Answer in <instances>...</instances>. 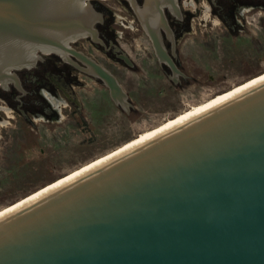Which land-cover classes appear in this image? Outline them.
<instances>
[{"label":"water","instance_id":"1","mask_svg":"<svg viewBox=\"0 0 264 264\" xmlns=\"http://www.w3.org/2000/svg\"><path fill=\"white\" fill-rule=\"evenodd\" d=\"M92 1L0 0V88L56 55L128 114L117 78L72 47L104 46ZM121 1L177 83L164 36L174 56L178 0ZM0 264H264V81L0 218Z\"/></svg>","mask_w":264,"mask_h":264},{"label":"rangeland","instance_id":"2","mask_svg":"<svg viewBox=\"0 0 264 264\" xmlns=\"http://www.w3.org/2000/svg\"><path fill=\"white\" fill-rule=\"evenodd\" d=\"M199 2L192 5L180 0L192 28L179 39V65L188 78L178 85L160 74L150 43L127 5L117 1L97 4L104 13L100 33L106 39L116 40L134 68L115 61L87 40L78 41L74 47L92 55L115 74L133 109L124 113L112 103L105 87L79 74L76 77L83 85L75 86L74 92L83 107L78 111L66 106L65 101L57 108L53 106L57 117L52 113L41 114L40 107H32V111L24 108L33 120L29 123L18 113L3 109L0 210L114 151L165 120L264 73V18L260 19V27L259 14L248 16L252 25L243 24L241 30L234 29L228 34L216 15L209 16V5L204 0ZM38 99L47 107L42 98ZM0 107L5 108L1 98Z\"/></svg>","mask_w":264,"mask_h":264},{"label":"flooded vegetation","instance_id":"3","mask_svg":"<svg viewBox=\"0 0 264 264\" xmlns=\"http://www.w3.org/2000/svg\"><path fill=\"white\" fill-rule=\"evenodd\" d=\"M106 1H117V2H122V3L124 2L129 8V5L127 4V2L121 1V0H93L92 1V5L94 9L97 12L102 14V21L96 24V29L98 30L99 37L103 41L104 46H101L99 44L95 45L90 41L89 38H84V39H79L75 41L72 44V47L77 52H82L86 56H89L92 59H94L98 64L102 65L92 55H89L85 53L83 50H78L74 47V44L77 43L78 41L87 40L91 45L100 49L102 53L108 54L109 56H111L115 61L120 62L129 68H134V64L126 52L125 53L130 59L131 67L128 66L124 60L117 57V55H120V52L116 53L113 51L115 46L120 48L116 40L106 39L99 31V26L104 24V13L100 11L101 6H98L97 4L100 2H106ZM204 1L209 5L208 6V9L210 10L209 16L216 15L217 16L216 18L220 19L219 22L224 26L227 32L229 31L228 34H232L234 29L241 30L240 28L244 27L243 24L252 25V23L248 21L247 18L248 16H251L253 14L255 15L259 14L257 23L261 27L260 19L264 18V0H204ZM198 2L199 0H185L186 4H192V5H195V4L197 5ZM178 5L180 8V13H181L180 18H177L173 16L169 11H166V17L170 25V28L172 30V33L174 35V54H175L174 56L172 55V43L169 39H167L164 36V45H165L166 51L168 55L171 57L172 61L174 62L176 68L183 74V76H178L177 83L174 84L172 81H170L167 78V75H172L171 69L167 64L159 63L157 61L154 55L151 43L148 40L150 43L154 58L157 62L156 66L159 69L160 74L164 75L167 78V80L174 85L180 84L181 80L186 79L187 77L182 72L181 66L179 65V60H178L179 59L178 58L179 57V39H181L183 35L189 34L192 28L191 20L187 18L186 16L187 11L184 10L183 6L180 3V0H178ZM129 10L131 11L130 8ZM131 13L133 14L132 11ZM134 18L136 19L135 16ZM215 23L218 24V21H215ZM246 29H247V25H246ZM204 48L206 47L204 46ZM263 56H264V53H263ZM71 59L74 62H76L78 65L83 66L81 63L76 61L74 57H71ZM162 64H165L168 67L162 66ZM106 69L109 70L115 76V74L110 69L108 68ZM20 73L22 74L20 75ZM77 74L86 76L82 74L79 70H77L74 66L65 62L59 56L43 55L42 60L38 61L33 68L23 69L17 72V75L20 80L21 91L18 90L16 87H14V85L12 84L9 85L7 90L0 88V98L3 100L5 104V108L0 107V120L2 118L1 115L2 114L5 115V111L3 109H7V110L9 109L11 110L12 113H15V114L18 113L22 117V120L24 122L33 123V120L28 116L27 112L24 110V108L31 110L32 107L42 108L43 113L41 114L45 116H49L52 113L55 115V117H57L58 113L56 109L53 108V106L57 108L59 105L63 104L62 103L63 101L66 102V106H70L74 110L78 111L82 106V102L80 101L78 96H76L74 92L75 91L74 88L75 86L80 87L83 84H82V80L76 77ZM51 89L53 90V93L50 92ZM38 97L40 99L42 98L46 102L47 107L46 106L43 107L42 102L39 101ZM52 118L53 117H51V119Z\"/></svg>","mask_w":264,"mask_h":264},{"label":"bare ground","instance_id":"4","mask_svg":"<svg viewBox=\"0 0 264 264\" xmlns=\"http://www.w3.org/2000/svg\"><path fill=\"white\" fill-rule=\"evenodd\" d=\"M142 29V28H141ZM143 31V30H142ZM145 34V33H144ZM264 81V73L261 75H258L257 77L246 81L245 83H242L240 85L235 86L234 88H232L231 90H228L224 93L218 94L216 96H214L213 98L209 99L208 101H206L205 103H202L200 105L191 107L189 110L176 115L175 117L169 118L167 120H165L162 124H160L159 126H157L156 128L150 129L148 131H145L141 134H139L136 138L132 139L131 141L125 143L124 145H122L121 147L115 149L114 151L90 162L89 164L82 166L81 168L73 171L72 173L65 175L62 178H59L58 180L50 183L49 185L35 191L34 193L28 195L27 197H25L24 199L0 210V218L6 216L7 214H9L10 212L16 210L17 208L39 198L40 196H42L43 194L49 192L50 190H53L69 181H71L72 179L90 171L93 170L94 168L100 166L101 164L107 162L108 160L122 154L123 152H126L127 150H130L131 148L146 142L147 140L153 138L154 136L166 131L169 128H172L210 108H212L213 106L220 104L221 102L245 91L246 89L257 85L258 83Z\"/></svg>","mask_w":264,"mask_h":264}]
</instances>
